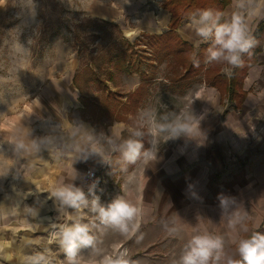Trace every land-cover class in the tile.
<instances>
[{
    "label": "rangeland",
    "instance_id": "rangeland-1",
    "mask_svg": "<svg viewBox=\"0 0 264 264\" xmlns=\"http://www.w3.org/2000/svg\"><path fill=\"white\" fill-rule=\"evenodd\" d=\"M164 2L0 0V150H8V156L0 151V169L11 168L7 176L0 177V264H23L29 255L36 253L47 255L51 264H67L63 249L57 242H49L57 230L53 225L63 224L67 218L65 214L58 213L52 199L45 201L46 191L56 186L50 182L53 179L45 166L49 163L48 156L39 157L48 151L16 160L11 156L7 143L14 134L30 130L33 136H40L49 130L37 128V123L32 120L43 113L40 96L46 90L60 88V79L68 78L74 71L78 75L80 93L91 103L86 110L83 107L87 124L91 122L99 132L109 134L108 129L121 122V138H127V128L142 111L154 109L158 115L179 114L189 110L193 99L191 107L195 115L202 116V119L216 118V107H203L201 100L204 95L194 90L199 87L198 77L191 81L182 79L185 66L175 58L170 57L161 63L157 61L153 44L158 35L168 30L169 22L165 25V18L168 15L171 18ZM187 19H183L182 26L191 32L188 24L191 21ZM158 20L161 26L157 28L153 22ZM180 32L186 37L182 29ZM119 50L133 54L134 65L139 62L142 70L155 78L148 83V92L140 96V102L130 97L140 80V73H128L124 71L126 69H117L113 63L107 62L111 56L115 58L116 53L120 55ZM86 63L88 67H85ZM109 75L113 78L110 79ZM97 76L121 98L122 103L112 116L105 112L112 101L106 99L107 91L98 88L95 83ZM189 85L194 93L187 94L188 90L183 93L184 86ZM222 93L228 101L231 92L224 89ZM236 98L239 101L240 97ZM125 102L132 108H128ZM197 125L198 120L193 121V127L197 128ZM147 140L146 148L149 146ZM184 140L182 136L160 145L156 161L158 168L150 171L149 177L156 170L158 175L162 170L161 164L175 154L173 150L184 146ZM112 159L113 164L105 165V169H102L104 164L95 167L88 161L86 167L103 170L105 181L97 192L101 203L107 204L120 197L140 209L134 221L136 228L127 235L121 234L100 225L95 214L84 210L85 222L96 223L98 228L93 230L95 247L82 248L78 253L80 264H103L105 256L115 257L123 251L128 253L129 264H176L188 239L195 234L194 229L203 227L216 235L215 219L207 217L205 211L197 208L200 206L194 208L196 214L194 210L189 212V221L182 217L177 221V214H185L189 208L187 200L184 206H179L177 200H172V204L163 197L166 192L162 191V197L150 201L146 187L149 177L144 171L149 160L140 159L133 168L122 171L117 168L118 154ZM129 177L133 178L131 182ZM16 191L32 193L20 201L19 208L15 203L19 199ZM41 201L45 202L41 204ZM25 207L37 208L38 214L26 216ZM173 221L182 228L178 236L168 231ZM234 249L235 246L230 253Z\"/></svg>",
    "mask_w": 264,
    "mask_h": 264
},
{
    "label": "clouds",
    "instance_id": "clouds-1",
    "mask_svg": "<svg viewBox=\"0 0 264 264\" xmlns=\"http://www.w3.org/2000/svg\"><path fill=\"white\" fill-rule=\"evenodd\" d=\"M235 7L237 11L228 20H223L224 13L221 11L206 8L192 14L190 22L191 29L200 38L198 43L211 42L206 62L227 65L224 71L228 78L233 75L232 69L242 66V55L255 46L250 18L260 15V9L250 8L245 0H237ZM194 63L198 64V61L194 59ZM193 101L194 99L190 101L189 110L179 114L158 115L154 109L142 111L127 128V138H121L114 133L97 132L85 122L73 120L67 124L54 125L40 136H33L30 130L14 134L7 143L11 156L16 160L46 150L51 158L58 162L66 157L70 158L73 164L95 158L100 164L112 165L113 156L118 154L116 163L121 165L122 171H127L128 165L135 164L140 159L157 161L162 143L182 136L200 137L197 133L201 132L199 124L203 117L195 115L192 111ZM196 120L198 128L193 127V121ZM146 138L149 145L147 148ZM0 151L4 156H8L7 149ZM10 170L11 168L0 169V177L7 176ZM87 175L93 176L94 173L90 170ZM79 176L74 168L71 182L51 187L46 191L48 196L45 198V201L52 199L58 213L66 215L67 222L53 225L57 230L52 233L49 242L55 241L63 249L67 264H80V250L94 248L96 244L93 230L98 228V225L85 222L84 210L95 214L100 225L124 235L135 230L134 221L140 214L139 208L120 197H115L107 204L101 203L96 192L99 180H92L85 190L82 185L74 183ZM132 179L129 177V182ZM30 194L32 193L16 191L19 198L15 201L17 208L20 201ZM219 207L222 214L228 215L232 226L239 225L243 233H249V228L243 223L244 216L236 211L238 203L235 198L219 196ZM70 209L72 211H69ZM37 214V208L25 207L26 216L35 217ZM172 223L173 226L168 231L171 235L178 236L182 228L175 221ZM194 233L188 239L176 264H264V233L252 232L249 236L235 239V249L231 253L225 251L222 236L214 235L203 227L194 229ZM23 264H51V261L44 253H36L29 255ZM103 264H129L128 253L123 251L115 257L105 256Z\"/></svg>",
    "mask_w": 264,
    "mask_h": 264
},
{
    "label": "crops",
    "instance_id": "crops-1",
    "mask_svg": "<svg viewBox=\"0 0 264 264\" xmlns=\"http://www.w3.org/2000/svg\"><path fill=\"white\" fill-rule=\"evenodd\" d=\"M236 2L237 0H231L225 8V20L230 19L237 11ZM245 3L250 8L260 9V15L250 18L253 35L259 24L264 22V0H245ZM167 17L165 25H168L170 20V16ZM184 21L181 22L177 32L185 41L193 45L195 52H198L203 44L210 43V41L196 43L200 38L193 30L186 31L188 28L182 26ZM153 23L157 28L161 26L159 20ZM188 24L190 25V22ZM181 29L186 37L181 34ZM205 63L208 64L206 61ZM226 67L228 66L226 65L221 71L224 75ZM75 75L73 71L68 78L60 79V88L46 90L40 96L43 113L36 118L33 117L32 120L33 123H37V128L50 129L54 125L67 124L73 120L87 124L86 112L80 102V88L74 81ZM198 78L199 87L194 90H199L198 92L204 95L201 100L203 107H216V118L202 119L199 124L201 132L197 133L200 137H185L184 146L173 150L175 154H171L170 158L161 164L162 170L158 175L156 170L149 177V172L158 168L156 161H149L148 168L144 170L149 177L146 187L150 193L148 194L150 201L153 199V202L162 197V191L166 192V196L163 197L172 204V200H177L179 206H184L187 200L189 208L185 210V214H177V221L181 220V217L189 221V212L194 210L196 214L194 208L200 206L197 208L205 211L207 217L215 219L216 235L222 236L225 247L232 249L235 246L233 241L241 237L243 232L239 225L230 224L228 215L222 214L219 196L235 198L238 203L236 211L244 216L243 223L257 232L264 233V45L263 50L257 55V62L248 69L239 84L241 90L236 88L235 94H230L228 101L217 86L206 82L203 74ZM140 84L141 76L134 90ZM191 88V85L184 86L183 93L188 90L187 94H193L194 90H190ZM240 91L244 93V97L238 101L236 97ZM210 95L211 99H209ZM40 118L42 120L37 122ZM120 123H114L113 127L108 129L109 134L121 136L120 129L123 127ZM88 125L97 130L96 125L91 122ZM46 155L49 163L45 166L49 168L53 179L50 182L53 185L70 183L74 168L80 174L74 183L83 185L86 162L73 164L67 157L58 162L52 159L49 153H41L39 157ZM88 162L95 167L100 165L95 158L89 159ZM136 163L132 164V168ZM196 202H199V205Z\"/></svg>",
    "mask_w": 264,
    "mask_h": 264
},
{
    "label": "trees",
    "instance_id": "trees-1",
    "mask_svg": "<svg viewBox=\"0 0 264 264\" xmlns=\"http://www.w3.org/2000/svg\"><path fill=\"white\" fill-rule=\"evenodd\" d=\"M230 3L231 0H165L164 7L170 11L171 18L169 21L168 30L162 35H158L154 41L155 43L153 44V46L155 47L154 50L157 54V61L161 63L162 61H164L165 59L167 60L170 57L175 58L179 64H184L185 66V72L182 79H190L189 81H191L192 79H195L199 75L203 74L208 84L217 86L221 91H223L224 89L230 90L231 95H234L236 88L240 90L239 84L244 79L248 69L257 62V55L263 50L264 22H261L253 33V37L256 41L255 46L251 48L247 53H244L242 55L243 64L241 67L232 69L233 75L231 78H228L221 72L223 64L205 63L206 57L208 55V49L211 47V42L208 44H203L200 50L198 52H195V48L193 47V45L190 42L185 41L177 32V29L180 26L182 20L186 18L191 19L192 14L198 12L199 10L209 8L224 13L225 8ZM223 20H225L224 17ZM118 53H120V55L116 53L115 58L111 56L107 60V62H109L110 64L113 63V65H115L117 69H126L124 71L128 73H140L141 84L132 94H130L132 100L136 99L137 102H140V96H142L143 93L148 92V83L154 80V76L152 74L147 75L146 71L142 70L141 64L139 62L135 66L133 63L134 60L132 58L133 54H130V52L126 50H119ZM194 59L195 61H198V64L194 63ZM88 66L89 64L86 63L85 67ZM77 76L78 75H75L74 81L79 87ZM111 77L113 78V75H109L110 79H112ZM95 80L98 88L107 91L106 99L112 101L111 107L107 106L105 108V112L107 114L111 113L110 116H112L113 114H115V112L118 111L115 110L122 103L121 98L117 97V93L115 91L109 89V85L104 82V80H101L98 76ZM238 97H240L239 100L241 101L244 97V93L241 91L238 92ZM88 101V98L84 96L83 93H81L80 102L84 105L85 110L91 104ZM126 104L128 103L125 102V105ZM136 106L137 104L135 105V107ZM128 108L132 107L129 105ZM131 166L132 165H128L127 168H131ZM118 167H121V165L117 163V168ZM248 228L250 230L249 233H243V236H249L252 232H257L250 227ZM225 251L230 253L232 249L225 247Z\"/></svg>",
    "mask_w": 264,
    "mask_h": 264
},
{
    "label": "built area",
    "instance_id": "built-area-1",
    "mask_svg": "<svg viewBox=\"0 0 264 264\" xmlns=\"http://www.w3.org/2000/svg\"><path fill=\"white\" fill-rule=\"evenodd\" d=\"M105 165H103L102 169H105ZM92 171L94 173L93 176H88V172ZM104 174H103V170H100V168H93L92 166H87L86 170H85V175H84V182H83V187L85 188V190L87 189V185L90 184L92 182V180L94 179H98L99 180V184L98 187L96 189V192H98L99 188L102 187V185L104 184ZM98 195V194H97Z\"/></svg>",
    "mask_w": 264,
    "mask_h": 264
}]
</instances>
